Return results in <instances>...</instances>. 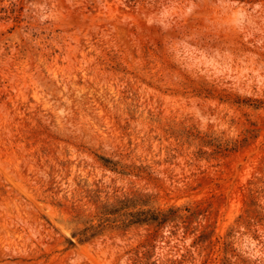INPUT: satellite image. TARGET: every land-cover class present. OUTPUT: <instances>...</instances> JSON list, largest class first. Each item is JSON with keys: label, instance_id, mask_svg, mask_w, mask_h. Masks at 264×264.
I'll return each instance as SVG.
<instances>
[{"label": "rangeland", "instance_id": "rangeland-1", "mask_svg": "<svg viewBox=\"0 0 264 264\" xmlns=\"http://www.w3.org/2000/svg\"><path fill=\"white\" fill-rule=\"evenodd\" d=\"M0 264H264V0H0Z\"/></svg>", "mask_w": 264, "mask_h": 264}, {"label": "trees", "instance_id": "trees-1", "mask_svg": "<svg viewBox=\"0 0 264 264\" xmlns=\"http://www.w3.org/2000/svg\"><path fill=\"white\" fill-rule=\"evenodd\" d=\"M100 160L104 167L109 168L114 172L121 174H128L126 167L121 166V169H118V163L113 162L110 159L100 157ZM90 202H92L96 211L94 218L98 219V224H90L84 229L73 233L72 237H77L78 241L81 243L88 242L95 238L100 232L110 226V223L116 222V219L113 216L120 215L125 217L122 221L121 228L125 230L132 226H144L154 227L155 233L167 222L172 221L177 217V210L169 209L168 212H162L158 209H154L151 206L152 196L142 193L135 192L131 195H126L122 199H117L113 203L101 202L99 200V190H90L87 192ZM61 206V204L59 203ZM74 210L77 212L76 216H80V210H77L74 207ZM92 222V220H90ZM70 246H73L72 241H68Z\"/></svg>", "mask_w": 264, "mask_h": 264}]
</instances>
